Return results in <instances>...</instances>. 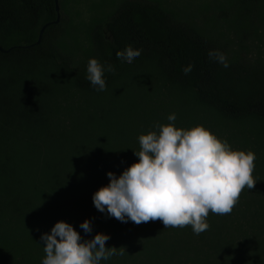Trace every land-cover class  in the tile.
<instances>
[{"label": "trees", "instance_id": "1", "mask_svg": "<svg viewBox=\"0 0 264 264\" xmlns=\"http://www.w3.org/2000/svg\"><path fill=\"white\" fill-rule=\"evenodd\" d=\"M232 1L240 13L264 6V0ZM57 5L58 13L54 0H0V46L10 49L0 52V189L13 188L24 201L23 209L17 210L30 238L26 252L44 257L41 234L55 222L64 221L82 239H91L96 233L110 237L105 247L117 248L116 254L100 264H264V157H255L253 188L241 191L230 213L210 211L206 218L209 227L198 235L190 225L165 228L159 219L120 222L97 211L91 195L108 183L107 172L118 176L137 162L133 152L140 150L138 136L144 131L134 128L135 124L125 129L121 123L115 128L106 116L95 120L74 115L70 130L52 132L43 94L48 82L58 79L80 93H100L86 79L87 62L96 58L114 68L104 73V91L133 80L144 93L154 79L222 119L264 126V69L229 58L224 47L154 0H122L92 26L90 50L75 59L62 47L67 31L63 0H57ZM57 14L59 21L48 25L35 44L40 28L55 21ZM127 45L141 49L132 63L115 55ZM210 50L222 53L228 66L210 59ZM188 64L192 70L185 74L182 68ZM63 138L70 149L69 179L59 172L45 183L47 187L41 184L29 191L17 179L20 171H14L16 150L22 145L43 149ZM107 155L112 162L105 160ZM36 207L40 212L32 216ZM85 219L91 221L88 234L78 227ZM5 244L0 242V264H12ZM37 255L29 254L25 262L41 264Z\"/></svg>", "mask_w": 264, "mask_h": 264}, {"label": "rangeland", "instance_id": "2", "mask_svg": "<svg viewBox=\"0 0 264 264\" xmlns=\"http://www.w3.org/2000/svg\"><path fill=\"white\" fill-rule=\"evenodd\" d=\"M121 1L63 0L64 25L67 28L61 41L64 51L75 59L83 58L91 48L88 33L92 26L103 21ZM154 1L160 2L175 17L198 27L224 47L229 58L244 66H260L264 69V6L253 10L248 8V11L240 13L232 0ZM43 94H46L52 132L57 131V128L70 130L74 115H89L95 120L106 116L109 124L115 128L121 123L125 129L133 128L135 124L134 128L142 129L143 134L158 131L155 125L172 123L182 129L201 125L226 141L233 150H250L255 157H264L263 125L222 119L211 110L192 105L186 98L163 87L154 79L144 93L136 88L133 80H126L98 94L80 93L63 79H58L48 82ZM170 113L176 114L175 121L167 120ZM15 157L18 166L14 171L17 173L19 170L21 175L17 179L29 191L36 190L59 172L65 179L70 177L71 160L67 138L43 149L19 146ZM105 160L112 162L109 155ZM22 203L24 201L20 199L17 190L7 189L6 186L0 189V238H3L0 242L7 243V255L12 264H31L25 262L29 254L37 255L33 251L26 252L30 238L25 233L24 217L17 210L22 208ZM34 212L40 211L36 207L32 216ZM37 256L42 260L41 254Z\"/></svg>", "mask_w": 264, "mask_h": 264}, {"label": "clouds", "instance_id": "3", "mask_svg": "<svg viewBox=\"0 0 264 264\" xmlns=\"http://www.w3.org/2000/svg\"><path fill=\"white\" fill-rule=\"evenodd\" d=\"M140 54L141 49L131 45L115 53L125 63H132ZM208 56L228 66L222 53L210 50ZM191 70V64L182 68L185 74ZM105 71L114 68L89 58L86 79L96 91L105 90ZM167 120L175 121L176 114H168ZM155 127L158 131L138 136L140 150L133 152L137 162L118 176L106 173L108 183L92 193V204L100 213L120 222L139 224L159 219L165 228L190 225L198 235L208 229L210 211L230 213L241 191L253 188L255 154L233 150L201 125L190 129L172 123ZM78 227L85 234L92 232L89 219ZM109 238L96 233L91 239H82L71 224L57 221L40 236L45 253L41 264H100L116 254L117 248L105 247Z\"/></svg>", "mask_w": 264, "mask_h": 264}, {"label": "water", "instance_id": "4", "mask_svg": "<svg viewBox=\"0 0 264 264\" xmlns=\"http://www.w3.org/2000/svg\"><path fill=\"white\" fill-rule=\"evenodd\" d=\"M54 1H55V10H56V12L58 13L57 0H54ZM58 21H59V15L57 14V17H56L55 21L44 24V25L40 28V31H39V33H38V38H37V41H36L35 44L39 43V41H40V39H41V36H42V33H43L44 29H45L48 25H50V24H56ZM9 50H10V49L4 50V49L0 46V52H7V51H9Z\"/></svg>", "mask_w": 264, "mask_h": 264}]
</instances>
